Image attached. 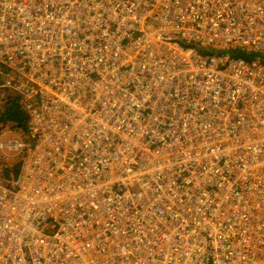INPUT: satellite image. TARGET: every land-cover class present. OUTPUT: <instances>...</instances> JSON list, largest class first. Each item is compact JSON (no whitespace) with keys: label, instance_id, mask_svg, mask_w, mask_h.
Masks as SVG:
<instances>
[{"label":"built area","instance_id":"built-area-1","mask_svg":"<svg viewBox=\"0 0 264 264\" xmlns=\"http://www.w3.org/2000/svg\"><path fill=\"white\" fill-rule=\"evenodd\" d=\"M4 89L0 264H264V0H0Z\"/></svg>","mask_w":264,"mask_h":264},{"label":"trees","instance_id":"trees-1","mask_svg":"<svg viewBox=\"0 0 264 264\" xmlns=\"http://www.w3.org/2000/svg\"><path fill=\"white\" fill-rule=\"evenodd\" d=\"M226 51L232 55L243 53L247 58H251L257 54L255 52L241 50H225L224 52ZM3 91V94H1L2 105L0 107V129L4 127L11 128L18 132L16 135H25L27 129V116L21 107L18 95L10 89H4ZM16 158L17 159H13L10 162V158L5 160L4 156L0 153V167L3 168V175L9 176L11 170H13V173H16L19 166V159L18 157Z\"/></svg>","mask_w":264,"mask_h":264},{"label":"rangeland","instance_id":"rangeland-1","mask_svg":"<svg viewBox=\"0 0 264 264\" xmlns=\"http://www.w3.org/2000/svg\"><path fill=\"white\" fill-rule=\"evenodd\" d=\"M3 90L1 92V94H3ZM15 132V133H14ZM16 132L14 129H11V128H2L0 129V137L2 138V140H6L7 138H14L16 136ZM2 152H3V156L5 158V160L7 159H11L10 162L13 160V159H17V155L16 156H12L10 155L11 153H17V151H12V150H7L6 148H3L2 149ZM19 157V156H18Z\"/></svg>","mask_w":264,"mask_h":264},{"label":"bare ground","instance_id":"bare-ground-1","mask_svg":"<svg viewBox=\"0 0 264 264\" xmlns=\"http://www.w3.org/2000/svg\"><path fill=\"white\" fill-rule=\"evenodd\" d=\"M9 92V91H8ZM15 119V118H14ZM9 168V167H8ZM3 169V168H2ZM13 171V170H12Z\"/></svg>","mask_w":264,"mask_h":264}]
</instances>
